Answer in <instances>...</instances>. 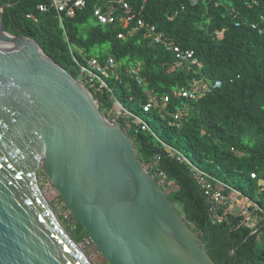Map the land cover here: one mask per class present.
Wrapping results in <instances>:
<instances>
[{"label": "trees", "instance_id": "obj_1", "mask_svg": "<svg viewBox=\"0 0 264 264\" xmlns=\"http://www.w3.org/2000/svg\"><path fill=\"white\" fill-rule=\"evenodd\" d=\"M44 1L0 0L3 31L33 40L76 80L77 63L85 64L84 59L103 64L112 58L122 63L118 79H105L111 92L89 89L99 112L112 107V93L122 107L148 125L152 134L135 126L134 117L120 121L143 167L155 162V169L163 174L160 187L205 244L214 264H264V187L259 184L264 180V0H126L135 8L143 5V20L173 46L192 50L199 66H175L172 49L153 43L144 31L118 38L121 28L98 23L90 6L60 23L53 13L36 9ZM102 45L106 48L91 53L94 46ZM137 63L142 84L124 73ZM193 80L220 85L197 100L171 96L172 90ZM166 94L170 98L162 108L160 100ZM151 97L159 105L144 111ZM184 106L188 115L176 128L170 124V114ZM162 144L259 205L263 211L255 212L260 218L256 231L244 222L246 214L241 211L213 223L206 194ZM69 216L74 242L88 240Z\"/></svg>", "mask_w": 264, "mask_h": 264}, {"label": "water", "instance_id": "obj_2", "mask_svg": "<svg viewBox=\"0 0 264 264\" xmlns=\"http://www.w3.org/2000/svg\"><path fill=\"white\" fill-rule=\"evenodd\" d=\"M3 26L0 10V37L16 44L0 47V264H88L44 199L39 168L110 264H214L120 124Z\"/></svg>", "mask_w": 264, "mask_h": 264}, {"label": "built area", "instance_id": "obj_3", "mask_svg": "<svg viewBox=\"0 0 264 264\" xmlns=\"http://www.w3.org/2000/svg\"><path fill=\"white\" fill-rule=\"evenodd\" d=\"M195 2L196 0H190ZM88 6L91 7V16L102 25H114L120 27L121 31L117 35L118 38H125L127 35H132L137 31H144V36L151 38L153 43L161 44L167 49H172L176 63L175 66L190 63L191 65L200 64L196 62L193 57V51L182 49L179 46H173L172 43L162 38V33L158 32L154 26L147 24L142 14L144 6L140 5L137 8L130 6L126 0H45L43 3L38 4L36 9L39 12H51L56 19L62 23L63 18H71L79 11L84 10ZM28 18H33L28 15ZM85 64L77 63L79 67V83L89 93V89L94 92L106 90L111 92L106 84L105 79L112 77L118 79L122 73V63L115 62L112 58H108L103 64L95 59H84ZM139 63L135 67H129L124 70L130 77L135 78L137 83L142 84V80L138 76ZM220 85L218 81L212 85L203 80H193L187 87L172 90L171 96L176 98H184L185 100H197L207 94L211 88H216ZM151 94V92H148ZM112 97V107L101 113V115L112 124H120L123 118L134 117L128 110L120 105L117 99ZM170 95L162 96L160 105L164 108L169 101ZM159 104L151 97L145 105L143 110L147 111L149 108H156ZM188 115V107L176 109L170 114V124L176 128L182 126ZM133 124L139 126L141 131L149 132L152 134L148 125L141 121L139 118H133ZM167 154L173 157L177 162L185 165L188 175L196 182L199 188L206 194L209 204V215L213 223H220L225 220L234 209L248 214L250 208L254 211H259L260 208L253 203L246 196L222 183L216 177L198 168L187 157L182 155L176 149L162 144ZM155 162L147 164L144 167L146 172L156 177L157 183L161 186L164 184L163 174L155 169ZM253 177V175H251ZM264 187V183H261ZM261 211V210H260ZM249 216V215H248ZM246 215V217L248 218ZM264 218V217H262ZM258 223V222H257ZM89 241V240H88ZM90 242V241H89Z\"/></svg>", "mask_w": 264, "mask_h": 264}, {"label": "rangeland", "instance_id": "obj_4", "mask_svg": "<svg viewBox=\"0 0 264 264\" xmlns=\"http://www.w3.org/2000/svg\"><path fill=\"white\" fill-rule=\"evenodd\" d=\"M14 47V46H13ZM106 45H102V46H94L91 49V53L96 54L100 49H105ZM77 81H80V78L77 79ZM90 94V93H89ZM91 95V94H90ZM92 97V95H91ZM94 104L96 107H98L99 103L98 101L94 100ZM39 178H40V185L42 188V194L44 199L46 200L47 204L49 205V207L51 208L52 212L59 216H62V219L60 220V223L62 224V226L64 227V229L68 232V234L71 236L72 232L69 230L68 228V224H72L73 221L71 219V217L69 216V212L66 210V208L63 206L62 202L59 201V196L57 194V192L51 187L50 183L48 182L47 178L44 176V174L41 172V169L39 168ZM261 183H264V180H260L259 184L261 185ZM262 186V185H261ZM263 187V186H262ZM165 191V189H164ZM258 207L260 208V206L258 205ZM254 209H256L254 207ZM254 209H250V212L248 214H246L248 216V218L245 216L244 222L251 228H254V231H256L255 226L258 224L257 222H259L260 218L255 215ZM260 210H262V208H260ZM263 211V210H262ZM238 210L234 209L232 211V213H237ZM259 229V227H258ZM264 233V231H263ZM81 251H83L82 253H84V255L86 256L87 260L89 261L90 264H110L109 262H107L98 252V250L93 246V244L91 242H89L88 240L82 242L81 244H79Z\"/></svg>", "mask_w": 264, "mask_h": 264}, {"label": "bare ground", "instance_id": "obj_5", "mask_svg": "<svg viewBox=\"0 0 264 264\" xmlns=\"http://www.w3.org/2000/svg\"><path fill=\"white\" fill-rule=\"evenodd\" d=\"M8 38V39H7ZM15 43L10 39V37H7V35L5 36V37H0V47L1 48H4V49H11V48H13V46H15L14 45ZM28 46H30V47H32V48H34L35 50H38L37 48H36V46H34V45H28ZM76 249H77V251L80 253V254H83L82 253V251L78 248V247H76ZM88 264H90L89 263V261L87 260L86 261Z\"/></svg>", "mask_w": 264, "mask_h": 264}]
</instances>
